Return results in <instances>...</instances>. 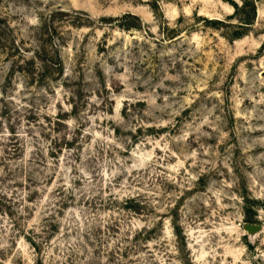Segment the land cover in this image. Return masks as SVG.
I'll return each mask as SVG.
<instances>
[{"label":"rangeland","instance_id":"obj_1","mask_svg":"<svg viewBox=\"0 0 264 264\" xmlns=\"http://www.w3.org/2000/svg\"><path fill=\"white\" fill-rule=\"evenodd\" d=\"M0 264H264V0H0Z\"/></svg>","mask_w":264,"mask_h":264},{"label":"water","instance_id":"obj_2","mask_svg":"<svg viewBox=\"0 0 264 264\" xmlns=\"http://www.w3.org/2000/svg\"><path fill=\"white\" fill-rule=\"evenodd\" d=\"M245 229L248 232H257L259 230V227L258 226H253V225H247V226H245Z\"/></svg>","mask_w":264,"mask_h":264}]
</instances>
